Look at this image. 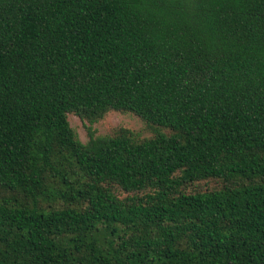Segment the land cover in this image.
<instances>
[{"label": "trees", "instance_id": "trees-1", "mask_svg": "<svg viewBox=\"0 0 264 264\" xmlns=\"http://www.w3.org/2000/svg\"><path fill=\"white\" fill-rule=\"evenodd\" d=\"M0 264H264V0H0Z\"/></svg>", "mask_w": 264, "mask_h": 264}, {"label": "rangeland", "instance_id": "rangeland-1", "mask_svg": "<svg viewBox=\"0 0 264 264\" xmlns=\"http://www.w3.org/2000/svg\"><path fill=\"white\" fill-rule=\"evenodd\" d=\"M68 122L74 129L78 139L82 143H86L89 139L87 127L90 126V124L87 121H81L74 115H68ZM118 127H124L139 132L141 137L150 136V133L144 130L142 121L130 113L110 112L102 120L91 125L96 135L110 133L113 129Z\"/></svg>", "mask_w": 264, "mask_h": 264}]
</instances>
